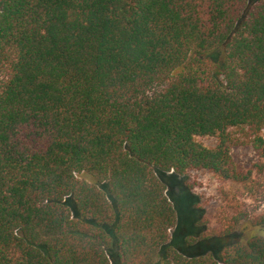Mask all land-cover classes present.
Wrapping results in <instances>:
<instances>
[{"label":"trees","instance_id":"16d2710c","mask_svg":"<svg viewBox=\"0 0 264 264\" xmlns=\"http://www.w3.org/2000/svg\"><path fill=\"white\" fill-rule=\"evenodd\" d=\"M171 172L264 181V0H0V264H264L165 252Z\"/></svg>","mask_w":264,"mask_h":264},{"label":"rangeland","instance_id":"374dc122","mask_svg":"<svg viewBox=\"0 0 264 264\" xmlns=\"http://www.w3.org/2000/svg\"><path fill=\"white\" fill-rule=\"evenodd\" d=\"M197 140L210 148L217 144L214 138ZM232 156L245 169L260 161L248 147L235 148ZM157 176L164 181L166 195L179 220L170 231L165 252L171 248L188 259L210 256L218 260L224 242L221 237L212 235L213 232L229 229L231 242L264 237V225L254 226L251 222L264 215L262 179L257 180L258 185H251L249 190L242 185L224 182L208 172H194L186 177L176 176L173 172L157 173ZM157 264L164 262L161 260Z\"/></svg>","mask_w":264,"mask_h":264}]
</instances>
